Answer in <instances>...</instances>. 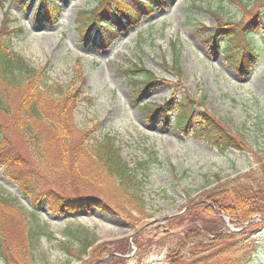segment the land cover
Segmentation results:
<instances>
[{
	"label": "rangeland",
	"instance_id": "rangeland-1",
	"mask_svg": "<svg viewBox=\"0 0 264 264\" xmlns=\"http://www.w3.org/2000/svg\"><path fill=\"white\" fill-rule=\"evenodd\" d=\"M98 1L48 0V5L59 7V18L51 25L34 19L38 0H0V28L6 26L0 36L11 28L21 29L10 36L9 48L44 74L48 84L70 91L62 117H67L72 130V145L91 144L92 139L105 136L116 141L139 182L137 193L144 209L138 215L140 210L112 199L108 205L115 214L93 208L62 215L51 211L48 202L36 210L44 234L29 241L19 208L30 211L31 203L0 167V195L16 198L18 206L0 210V264H89L86 254L79 260L65 251L79 253L77 238L84 233L93 238L99 256L116 257L121 264H264L263 218L253 216L240 227L220 214V206L233 205L230 192L218 200L209 197L219 187L227 191L235 181L259 178V163L264 166V54L247 75H241L220 51L203 42L216 24L208 12L223 21L246 22L262 11L264 0H240V6L226 0H167L166 7L155 9L105 47H83L78 13L91 10ZM261 34L255 32L262 44ZM130 67H139L134 73H146L160 83L154 81L150 89L142 86L146 105L161 104L174 94L177 100L191 96L197 107L186 128L175 124V107L166 125L143 117V107L133 103V88L126 79L127 74L133 75L124 72ZM20 100L21 93L14 92V106ZM63 102H51L49 112L56 114ZM200 111L211 117L214 128L234 136L238 148L220 151L208 140L207 130H197ZM11 121L0 112L5 138L28 159L26 141ZM37 128L49 135L44 126ZM51 153V162L60 164L57 154ZM93 165L83 162L68 174L75 178L70 183L80 184L66 190L67 199H81L85 195L80 193L99 194L78 180L83 174L91 175ZM93 175L112 195L105 176L97 171Z\"/></svg>",
	"mask_w": 264,
	"mask_h": 264
},
{
	"label": "trees",
	"instance_id": "trees-1",
	"mask_svg": "<svg viewBox=\"0 0 264 264\" xmlns=\"http://www.w3.org/2000/svg\"><path fill=\"white\" fill-rule=\"evenodd\" d=\"M38 1L39 4L34 14L36 22L55 24L59 18V7L54 3L48 5V0ZM226 1L238 6L241 3L240 0ZM166 6L167 0H146L145 3H141L140 0H99L91 10L82 9L78 13L79 39L83 47L97 46L98 44L105 47L120 32L129 27L138 26L143 17L157 8ZM208 14L215 19L216 24L208 34L204 35L203 42L207 41L213 50L220 51L224 61L236 73L247 75L250 68L264 54V40L261 44V38L255 35V32L259 30L262 33V39H264V7L260 13L256 11L251 14L246 22L223 21L216 13L208 12ZM7 22L9 23V21ZM4 25L3 23L2 28ZM4 27L6 28V26ZM2 28H0V32H5ZM103 30H109V33L105 34ZM20 32L19 28H11L9 32L0 36V112L10 120L12 119L11 122L25 139L29 158L21 157V154L13 148L11 142L5 138L4 128L0 124V167L4 168V173L8 175L9 181L24 197L29 198L31 203L30 211L19 208L23 215L29 241L44 234L43 227L37 221L36 210L47 206L48 202L51 211L62 215L76 214L80 210L90 211L93 208L111 215L115 214V210L110 208L108 203L112 202V199H116L124 202V207L133 211L140 210L138 215H141L144 203L138 195L139 182L123 160L116 141L105 136L101 140L92 139L91 144L87 142L86 144L83 142L76 145L71 144L72 130L67 117H62L67 109V103H69L66 102L65 96L70 91L61 90L57 85L48 84L49 81L44 74L29 67L20 56L9 48L10 36L18 35ZM139 69V67H130L124 72L133 75L127 74L126 79L133 88V103L143 107V117L150 122L166 125L169 122L170 113L175 107L177 109L175 124L180 128H186L197 107L191 96L186 95L184 99L177 100V95L174 94L161 104L146 105L142 86L145 89H150L155 84L154 81L160 83L158 80H152L154 78L146 73L140 76L138 73H134ZM174 90L177 92L179 89ZM14 92L21 93V100L15 106V103L11 101ZM61 100L65 101L63 102L64 107L56 114L50 113L48 108H50L51 102H60ZM199 104L201 105L200 102ZM197 124V130H207L208 140L218 150L227 151L238 148L235 137L228 135L224 130L214 128L211 117L204 111L198 113ZM39 125L48 130V136L37 128ZM51 151L57 154L60 164L51 162L53 157ZM69 152H73L74 155L72 154L73 156L70 157ZM83 162L94 163L93 169L90 172L91 175L83 174L78 180L83 181L81 183L84 187L94 188L99 194L80 193L85 195L81 199H67L64 195L66 190L80 184L69 182L71 179H75L73 174L70 177L67 176L74 170L77 171L76 166ZM259 164V178L252 179V181L243 178L241 181L231 183L227 191L225 188L219 187L220 189H215L209 194V197L218 200L224 192L225 194L230 192L233 205L220 206V214H226L231 223L240 227L253 216H260L264 221V166ZM13 165H21V170H11ZM94 171L105 176V180L110 182L112 195L104 190L99 178L94 177ZM65 172L66 175H64ZM61 182L63 183L61 184ZM218 190L223 192H218ZM0 198L1 212L6 209H17L16 198L14 201L7 197L4 198L3 195H0ZM178 219L181 218L178 217ZM2 221L0 214V224ZM4 238L3 234L2 240ZM77 240L80 243L79 253L74 254L69 248H65L68 254L75 255L77 259H82V254H86L90 260L89 264H109V260L112 259L118 261L115 264H121L120 260L113 256L100 261L103 255L99 256L98 247L94 246L93 238L86 233L79 236ZM195 264H204V261H195ZM231 264H241V261H234Z\"/></svg>",
	"mask_w": 264,
	"mask_h": 264
}]
</instances>
